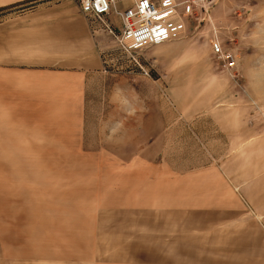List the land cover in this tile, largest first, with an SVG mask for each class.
<instances>
[{"label": "rangeland", "instance_id": "rangeland-1", "mask_svg": "<svg viewBox=\"0 0 264 264\" xmlns=\"http://www.w3.org/2000/svg\"><path fill=\"white\" fill-rule=\"evenodd\" d=\"M2 1L19 70L2 89L0 264H127L113 251L121 241L98 230L123 169L185 167L213 152L264 173V0H194L193 14L185 0H154L155 44L128 40L126 51L96 21L79 54L56 40L54 17L41 31L35 7ZM214 41L236 67L212 53ZM185 243L168 259L233 260L201 247L188 255ZM143 259L134 264H153Z\"/></svg>", "mask_w": 264, "mask_h": 264}, {"label": "crops", "instance_id": "crops-1", "mask_svg": "<svg viewBox=\"0 0 264 264\" xmlns=\"http://www.w3.org/2000/svg\"><path fill=\"white\" fill-rule=\"evenodd\" d=\"M17 2L35 7L41 31L45 20L55 18L58 29L64 32L56 40H69L63 48H73L79 54L95 39L98 20L81 13L75 0ZM2 7L0 0V11ZM12 31L15 34H10V39L3 43L0 24V112L3 79L15 83L19 70L18 56L14 54L18 47L17 32L15 28ZM68 68L82 71L81 67ZM207 153L203 154L206 158L202 162L185 167L170 163L123 169L115 174L120 177L110 187L115 199L111 197V202L101 206L98 230L115 243L121 241V252L113 250L123 257L121 263L134 264L141 256L143 262L177 264L167 254L177 255L179 241L180 244L191 241L188 246L185 243L188 255L191 249L201 247L202 256L232 255L233 260L225 264H264V173L249 176V170L239 167L235 160Z\"/></svg>", "mask_w": 264, "mask_h": 264}, {"label": "built area", "instance_id": "built-area-1", "mask_svg": "<svg viewBox=\"0 0 264 264\" xmlns=\"http://www.w3.org/2000/svg\"><path fill=\"white\" fill-rule=\"evenodd\" d=\"M81 13L100 21L119 45L128 50L126 41L136 46H149L156 42L154 26L160 16V7L154 0H75ZM184 11L193 14L194 0H185ZM111 17V18H110ZM114 19H113V18ZM211 51L222 58L228 68L236 67V54L223 48L219 41L211 44ZM147 73V72H146Z\"/></svg>", "mask_w": 264, "mask_h": 264}]
</instances>
